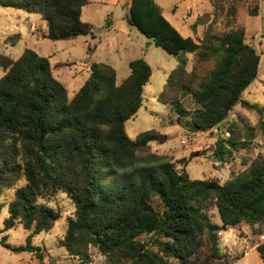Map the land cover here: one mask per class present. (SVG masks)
<instances>
[{"label": "trees", "instance_id": "1", "mask_svg": "<svg viewBox=\"0 0 264 264\" xmlns=\"http://www.w3.org/2000/svg\"><path fill=\"white\" fill-rule=\"evenodd\" d=\"M89 3L0 0V5L40 16L49 40L94 36L92 26L81 19ZM250 15H258V8ZM125 18L170 55L195 53L200 61L215 60L197 89L192 88L193 71L179 60L158 101L174 104L180 92H189L199 108L190 115L188 132H221L259 73L261 56L246 42L245 31L216 35L207 29L202 39L184 37L155 0H131ZM0 65L5 70L0 79V198L12 193L5 230L20 223L30 232L24 245L2 240L11 252L44 259L43 247L32 239L61 218L50 205L60 192L75 209L59 244L80 264L92 262L91 248L107 264H231L224 262L220 233L246 224L258 226L256 232L264 235L262 156L242 157L243 168L224 183L192 179L186 171L189 160L173 162L152 150V141L163 140L155 131L142 132L135 140L128 136L125 124L143 107L144 87L153 74L144 59L129 63L131 74L121 84L113 67L93 64L72 100L54 76L49 57L33 49H25L17 60L0 56ZM259 128L264 136L262 119ZM244 130L246 138L254 136L253 128ZM240 132L232 123L229 137L218 135L217 161L229 163L237 152L250 148ZM196 156L200 153L191 154ZM214 209L220 223L210 215ZM256 250L264 264V241Z\"/></svg>", "mask_w": 264, "mask_h": 264}, {"label": "rangeland", "instance_id": "2", "mask_svg": "<svg viewBox=\"0 0 264 264\" xmlns=\"http://www.w3.org/2000/svg\"><path fill=\"white\" fill-rule=\"evenodd\" d=\"M89 1L82 8L81 19L92 26L94 36H79L68 40L45 39L47 26L40 16L25 9L0 5V56L17 60L25 49L30 48L41 56L49 57L53 74L67 89L69 100L75 97L89 78L93 64L113 67L117 82L121 84L131 74L129 63L144 59L151 66L153 74L144 87L143 107L125 124L131 139L135 140L142 132L155 131L163 140L152 141V150L156 153L163 152L164 154H158L173 162L189 160L186 171L192 179L212 178L224 183L232 172L243 168L242 157L264 158V136L259 128V121L264 120V113L261 115L256 109H249L242 103L264 109V0H155L172 22L175 21L173 15L180 17L189 8L192 9L193 19L198 16L203 18L205 30L202 34L199 21L194 29L179 27L183 36L197 38L201 34L203 38L207 29L216 35L243 29L246 42L261 56L256 80L243 92L241 102L231 110L221 132L214 129L195 134L188 132V127L191 125L190 115L199 105L189 92H180L174 104L169 101L163 104L158 98L179 60H184L188 72L194 73L193 89H197L200 82L214 69L215 60L200 61L195 53H183L177 58L155 43L147 46L149 39L126 21L131 0ZM255 8H258V15H250V11ZM4 74L5 70L0 65V79ZM177 108L182 110L177 111ZM232 123L238 125L244 138V129L248 127L254 129V136L246 138L250 142L249 149L240 150L236 153L235 160L222 164L215 159L214 149L218 135L229 137L227 131ZM184 139L188 140L187 144L182 143ZM195 152L200 153V156L191 158V154ZM11 199L12 193L9 192L0 198V264H80L59 244L67 230L68 219L75 209L66 193L60 192L50 202L51 206L61 212V218L52 229L32 239L34 245L43 247V260L28 252L13 253L2 243L5 238L8 244L24 245L30 233L20 223L5 230ZM210 215L215 222H221L215 209ZM257 228L258 226L252 228L241 224L228 228L220 236L221 249L226 254L224 262L263 264L256 247L264 241V235H259L255 230ZM90 253V264H107L105 256L96 249L91 248Z\"/></svg>", "mask_w": 264, "mask_h": 264}, {"label": "crops", "instance_id": "3", "mask_svg": "<svg viewBox=\"0 0 264 264\" xmlns=\"http://www.w3.org/2000/svg\"><path fill=\"white\" fill-rule=\"evenodd\" d=\"M162 11H163V15L166 17V15H165V12H164V10L162 9ZM174 12H175V10H174ZM192 15H193V13H192V9L191 8H189V9H187V11L185 12V14L184 15H180V17H176L175 15H173V17L175 18V21L173 20V22L175 23V24H173V22H172V20H170V19H168L167 17V19L170 21V23L173 25V26H175L178 30H179V27H181V28H186V27H188V28H191V29H194L197 25H198V23H199V19H200V16H198L197 18H195V19H193L192 18ZM205 15H207V14H205ZM201 22V27H202V32H201V34L203 33V31L205 30V23H204V21L202 22V21H200ZM180 31V30H179ZM181 33V32H180ZM201 34H199V36H197V38H195V39H200L201 38ZM185 37V36H184ZM187 37H191V36H187ZM193 38V37H192ZM202 39V38H201ZM192 134H195V133H192ZM159 154H164L163 152H161V151H157Z\"/></svg>", "mask_w": 264, "mask_h": 264}, {"label": "water", "instance_id": "4", "mask_svg": "<svg viewBox=\"0 0 264 264\" xmlns=\"http://www.w3.org/2000/svg\"><path fill=\"white\" fill-rule=\"evenodd\" d=\"M155 39L154 38H150L149 42L147 43V46H150L152 43H154Z\"/></svg>", "mask_w": 264, "mask_h": 264}, {"label": "built area", "instance_id": "5", "mask_svg": "<svg viewBox=\"0 0 264 264\" xmlns=\"http://www.w3.org/2000/svg\"><path fill=\"white\" fill-rule=\"evenodd\" d=\"M182 143L183 144H187L188 143V140L187 139H184V140H182ZM223 235V233H220V236H222ZM223 240H225V239H223Z\"/></svg>", "mask_w": 264, "mask_h": 264}]
</instances>
